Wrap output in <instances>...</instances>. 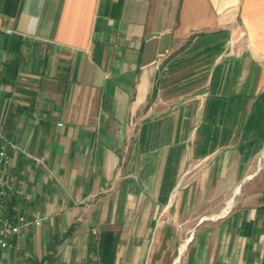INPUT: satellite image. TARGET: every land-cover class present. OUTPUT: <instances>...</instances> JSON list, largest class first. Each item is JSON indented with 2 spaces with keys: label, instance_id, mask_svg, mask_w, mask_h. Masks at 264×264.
Returning a JSON list of instances; mask_svg holds the SVG:
<instances>
[{
  "label": "crops",
  "instance_id": "crops-1",
  "mask_svg": "<svg viewBox=\"0 0 264 264\" xmlns=\"http://www.w3.org/2000/svg\"><path fill=\"white\" fill-rule=\"evenodd\" d=\"M2 139L0 264H104L107 230L113 264H264V0H0ZM239 187L175 259L188 198Z\"/></svg>",
  "mask_w": 264,
  "mask_h": 264
},
{
  "label": "rangeland",
  "instance_id": "rangeland-1",
  "mask_svg": "<svg viewBox=\"0 0 264 264\" xmlns=\"http://www.w3.org/2000/svg\"><path fill=\"white\" fill-rule=\"evenodd\" d=\"M185 46L186 44H184L183 46H179L180 48L173 47L172 49H170L169 52L166 53V55L162 58L161 62L159 63L160 69H163V67L166 64L168 67L167 70L173 69L175 62L176 61L179 62L180 55L183 53L185 56L186 54ZM176 56L177 57L179 56L177 60L175 59ZM199 67H202V66L199 65ZM172 83H173V76L170 77V79L168 80V82H166V84L165 83L161 84L160 81L158 80L156 81V90L154 89V92H152V96H151L152 102L155 99L160 98V96H162L165 99V102L163 103L164 107L162 108V111L164 112L169 110L170 107L173 106V103L175 100L174 98L175 94L176 95L179 94L177 92H174V89L171 88V86L173 85ZM182 94L185 95L184 97H189V93L185 94V92H183ZM190 163L191 162L189 161L188 166H190L189 165ZM190 179H191V175L189 174L187 177V180H190ZM242 189H243L242 187L233 188V189H230V188L229 189L199 188L197 190V194H194L196 195V197L198 196V198H196L195 196H193L192 198H188V202L186 201L183 204V209H182L183 217L180 221L181 225L179 226V227H182L180 228V231L181 232L183 231V232L181 236L177 237L176 243L173 244V249L177 250V255L175 256V259L177 258V256L180 257V260L183 259L184 253L188 251V244L190 242H187V240L193 237L194 233L191 232V229L196 227V223L199 221L202 223H210L211 221H208L207 219L215 218L218 215H220L222 212L228 211L230 207L235 205V203L238 201V198L241 196ZM197 199H198V202L196 201ZM230 201H232L233 203V205L231 204V206H229ZM191 214L193 218L186 219L189 215L191 216Z\"/></svg>",
  "mask_w": 264,
  "mask_h": 264
},
{
  "label": "built area",
  "instance_id": "built-area-1",
  "mask_svg": "<svg viewBox=\"0 0 264 264\" xmlns=\"http://www.w3.org/2000/svg\"><path fill=\"white\" fill-rule=\"evenodd\" d=\"M13 145V143H12ZM11 163V156L7 151V141L0 142V248L11 246L10 238L20 232L22 226L28 223L23 215H12L7 205V199L14 191V186L7 168ZM40 221L36 220L35 223Z\"/></svg>",
  "mask_w": 264,
  "mask_h": 264
},
{
  "label": "trees",
  "instance_id": "trees-1",
  "mask_svg": "<svg viewBox=\"0 0 264 264\" xmlns=\"http://www.w3.org/2000/svg\"><path fill=\"white\" fill-rule=\"evenodd\" d=\"M117 237L110 231H103L99 238V253L104 264H113Z\"/></svg>",
  "mask_w": 264,
  "mask_h": 264
},
{
  "label": "bare ground",
  "instance_id": "bare-ground-1",
  "mask_svg": "<svg viewBox=\"0 0 264 264\" xmlns=\"http://www.w3.org/2000/svg\"><path fill=\"white\" fill-rule=\"evenodd\" d=\"M237 191H238V189H237ZM231 204H232V201L229 202V206H231Z\"/></svg>",
  "mask_w": 264,
  "mask_h": 264
}]
</instances>
